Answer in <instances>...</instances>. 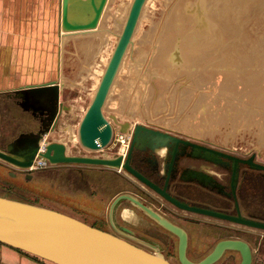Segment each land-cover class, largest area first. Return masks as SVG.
<instances>
[{"label":"rangeland","instance_id":"obj_1","mask_svg":"<svg viewBox=\"0 0 264 264\" xmlns=\"http://www.w3.org/2000/svg\"><path fill=\"white\" fill-rule=\"evenodd\" d=\"M101 1L95 0V4ZM171 1L175 0H147L104 106L105 116L114 124L113 140L108 147L93 151L80 144L79 125L133 0H105L96 26L74 32H66L63 27L64 0H10V27L18 25L26 43L52 45L26 50L19 65L11 62L7 88L52 80L65 84L61 101L67 109L44 142L62 140L70 153L78 155L126 154L131 130L121 133L112 118L116 116L120 123L129 121L131 127L143 123L241 156L255 153L264 163V0H176L174 10ZM69 7L72 22L83 23L97 16L92 0H69ZM77 14L81 15L75 17ZM167 18L175 22L169 19V29L164 25L170 35V44L165 47L158 39ZM18 41L22 40L17 37L14 42ZM26 119L32 120L30 113L19 108L5 114L0 117L1 131L10 138L25 132L28 125L19 120ZM70 167H54L61 169L57 178L55 171L43 177L41 171L29 170L33 178L26 179L24 173L0 160V196L55 209L99 227L101 223L88 215L94 214L92 207L108 210L112 201L109 191L114 189L106 178L110 171L95 167L106 173L94 179L96 197L91 199L82 190L73 191L65 173ZM174 220L180 222L176 217ZM149 226L139 230L144 241L176 250L175 237L163 239L160 231L156 236L149 235ZM192 258L196 259L195 255ZM169 261L177 264L176 254Z\"/></svg>","mask_w":264,"mask_h":264},{"label":"water","instance_id":"obj_2","mask_svg":"<svg viewBox=\"0 0 264 264\" xmlns=\"http://www.w3.org/2000/svg\"><path fill=\"white\" fill-rule=\"evenodd\" d=\"M146 2L147 0H133L94 97L80 122L79 142L88 150L104 149L113 140L114 124L105 116L104 106L132 43ZM104 3L105 0L96 5L95 0H92L97 16L87 22L78 23L70 20L69 0H64L63 27L65 31L74 32L95 27ZM63 86V82L52 80L39 84H27L6 93V96L14 99L23 110L32 112L34 117L40 120L41 126L37 131L20 132L15 139L7 144L5 149H0V160L27 172L33 167L37 158L44 159L51 165H94L123 170L179 208L264 229V222L244 217L241 214L231 216L215 209L191 206L167 191L169 180L174 175L178 160L182 157H189L212 163L230 171V188L235 192L243 166L264 170V164L254 160L255 153L245 159L204 142L174 134L167 129L155 128L143 123H137L131 127L129 121L120 123L116 116H112L114 122L120 126L121 133L131 130V140L126 158L123 154L115 157L72 154L63 141L44 142L45 136L56 129L62 111L67 109V106L61 101ZM160 149L167 151L164 176L167 182L164 188L131 165L136 151H149L154 156L153 159L156 160L155 153ZM11 174L15 175L14 172ZM31 177L32 175H29L28 178ZM181 178L186 181L197 180L204 187H213L218 190L225 188L216 178L201 170L188 171V173H183ZM122 198H128L131 202L137 203L159 224L179 237V259L182 264H213L221 258L226 250L237 249L243 255L241 264H251L252 257L249 246L236 240H223L200 262L191 261L186 255L187 232L182 227L126 194L119 196L113 202L112 209ZM0 243L53 264H172L159 254L151 253L118 235L70 214L4 196H0Z\"/></svg>","mask_w":264,"mask_h":264},{"label":"flooded vegetation","instance_id":"obj_3","mask_svg":"<svg viewBox=\"0 0 264 264\" xmlns=\"http://www.w3.org/2000/svg\"><path fill=\"white\" fill-rule=\"evenodd\" d=\"M13 101L15 103L14 99ZM14 103L13 105L9 104L6 98H0L1 111L17 112L18 108H21ZM29 113L32 120L29 121L26 119L27 121H19L21 124L28 125L26 127L24 126L28 128V131H37L41 126V122L34 117L32 112ZM18 135L19 133L13 139ZM7 144L1 149H5ZM166 152V149H160L155 153L156 160H154V156L151 152L136 151L131 165L161 188H164L167 182L164 177L167 157ZM123 155L126 158L127 152ZM235 155L247 159L253 154L249 156ZM254 160L259 162L256 155ZM69 165L71 167L67 169L65 173L68 183L70 182V184L73 185V191L82 190L85 194L87 193L86 195H88L89 198L95 199L96 194L93 191L95 186L92 183L95 178L99 179L102 176L105 177L106 172L96 170V166L94 165ZM57 166L58 165H51L39 169V171H55V175L58 177L61 174V169L54 168ZM105 168L110 171L107 172L106 178L114 188L112 191H109L112 193L111 204L108 210H105L104 207L100 209L92 207L90 211L94 214L88 215L94 219V222L101 223L98 225L99 228L118 235L147 251L150 250L149 252L151 253H160L168 261L170 257L172 258L174 254H176V259L178 260L177 264H182L179 259V237L159 224V222L148 215L145 210L139 207L137 203L131 202L128 198H122L112 209L113 202L119 196L126 194L139 200L143 205L160 216L167 218L172 223L182 227L187 232L188 245L186 255L191 261L200 262L223 240H236L246 243L249 246L252 257L251 264H264V229L179 208L166 200L154 189L143 184L127 172L109 167ZM191 170H201L212 175L223 184L225 188L218 190L213 187H204L197 180H182L181 175ZM18 171L24 173L26 179H29V175H32V173L24 170L18 169ZM173 173L174 175L171 176L169 180L167 191L180 201L186 202L191 206L195 205L201 208L215 209L231 216H239V214H241L244 217L264 222V170H255L248 166H243L235 192L230 188L231 172L203 160L182 157L178 160L176 169ZM16 174L17 173H15V175ZM31 178H33V175ZM171 217H176L180 222ZM129 218L130 220H127ZM126 221L129 223H126ZM186 224L191 225V229H189ZM91 225L96 226L95 224ZM146 225L152 226L146 229V233L149 235L156 236L158 235L156 232L160 231L163 234V239L171 240L172 237H175L177 240L176 250L173 252L164 247L160 248L156 244H153V242L144 241L139 230H144ZM159 240L161 241L162 239ZM192 245L193 248H191ZM192 254L193 256L195 255L196 259L192 258ZM242 260L243 255L240 250H226L221 258L213 264H241ZM171 263L175 264L173 262Z\"/></svg>","mask_w":264,"mask_h":264},{"label":"crops","instance_id":"obj_4","mask_svg":"<svg viewBox=\"0 0 264 264\" xmlns=\"http://www.w3.org/2000/svg\"><path fill=\"white\" fill-rule=\"evenodd\" d=\"M10 20H11L10 0H0V98H6L9 101V104L13 105L14 103L13 99H10L6 96V93L8 91L17 88V87L7 88L6 86V84L11 82V78H10L11 62L13 63L15 62L14 64L17 63V65H19L20 61L24 60L25 57L24 52L26 50H42L43 47L47 49V47H51L50 45L52 44L50 43L44 44L38 42L26 43L25 38L23 37L24 31L21 30L18 25L14 27H10ZM11 36H13V38ZM17 37L18 40H22V41L14 42L17 39ZM11 39H13V41H11ZM43 82H49V81H43ZM43 82H39V83H43ZM58 82L61 83L62 81H58ZM39 83H35V84H39ZM64 86L62 88L61 97L63 94ZM61 100L63 99L61 98ZM10 113L11 112H3L0 109V117L1 116L4 117L5 114H10ZM26 131H28V129H26ZM14 137L15 135L12 138H10V135L6 136L5 133L1 131V123H0V144H3V146L5 147V145L9 143ZM3 146L0 148H3ZM0 262L2 264H41L40 261L33 259L32 256L26 254L25 252H21L15 248H11L3 244H0Z\"/></svg>","mask_w":264,"mask_h":264},{"label":"bare ground","instance_id":"obj_5","mask_svg":"<svg viewBox=\"0 0 264 264\" xmlns=\"http://www.w3.org/2000/svg\"><path fill=\"white\" fill-rule=\"evenodd\" d=\"M183 1V0H182ZM172 3L171 4H169V5H171V10L173 9L174 10V8H176V5L178 4H175V2H176V0L175 1H171ZM184 3V2H183ZM145 7H146V5H145ZM169 11V10H168ZM170 12H172V11H170ZM174 12V11H173ZM172 12V13H173ZM176 12V11H175ZM84 13H86V12H84ZM169 14V13H168ZM167 14V15H168ZM81 14H77V16H75V17H79ZM174 15V14H173ZM173 15H170V16H172V19H174L173 18ZM176 15V14H175ZM167 17V16H166ZM176 18V17H175ZM171 20V22H173L172 21V19L171 18H167L166 20H165V22L163 23V25H162V27H163V29H162V32L160 33V35H159V39L158 40H161L160 42L161 43H163V45H165V47H167V45L168 44H170V35L166 32V28L168 27V23H169V21ZM170 22V23H171ZM175 22V21H174ZM167 24V25H166ZM164 25H165V27L166 28H164ZM171 24H169V26H170ZM171 28H172V25H171ZM167 29H169V27L167 28ZM169 31H171V30H169ZM175 32H173V34H174ZM171 34V33H170ZM143 35V33L140 35V37H139V39L136 37V39H137V41L138 40H140V38L142 39V36ZM146 35H148L149 36V34L147 33ZM83 36V35H82ZM144 36V35H143ZM88 37V36H87ZM84 38V37H83ZM175 38V37H174ZM85 39V38H84ZM143 39H145L144 37H143ZM149 39V37H147V39L146 40H148ZM146 40L144 41V42H142V43H146ZM163 41V42H162ZM87 42V41H86ZM141 42V41H140ZM83 43V42H82ZM75 44H77V43H75ZM85 44V43H84ZM141 45V44H140ZM143 45V44H142ZM170 46V45H169ZM64 47V46H63ZM141 47V46H140ZM64 49V48H63ZM140 49V48H139ZM169 49V48H168ZM170 50V49H169ZM65 51V50H64ZM127 52H128V50H127ZM127 54V53H126ZM126 56V55H125ZM159 59V58H158ZM158 59H157V61H158ZM160 60V59H159ZM156 62V61H155ZM154 62V63H155ZM158 62H160V61H158ZM158 62H156V63H158ZM155 63V64H156ZM163 63H164V61H163ZM162 63V64H163ZM160 64H161V62H160ZM163 66H164V64H163ZM130 236V235H129ZM159 255H161L160 253H159ZM162 256V255H161Z\"/></svg>","mask_w":264,"mask_h":264},{"label":"built area","instance_id":"obj_6","mask_svg":"<svg viewBox=\"0 0 264 264\" xmlns=\"http://www.w3.org/2000/svg\"><path fill=\"white\" fill-rule=\"evenodd\" d=\"M49 166H51V164L48 161L41 159V158H37L33 167L30 170H33V169L39 170V169L46 168Z\"/></svg>","mask_w":264,"mask_h":264},{"label":"trees","instance_id":"obj_7","mask_svg":"<svg viewBox=\"0 0 264 264\" xmlns=\"http://www.w3.org/2000/svg\"><path fill=\"white\" fill-rule=\"evenodd\" d=\"M46 173H51V171L50 170H47V171H44V172H40V175L42 174V176L44 177V175L46 174ZM46 176V175H45ZM54 176H55V174H54ZM57 177V176H56ZM76 191H78V190H76ZM1 244V243H0ZM4 245V244H3ZM5 246H7V245H5ZM9 247V246H8ZM12 248V247H11ZM16 249V248H15ZM18 250V249H17ZM19 251H21V252H24V251H22V250H19ZM26 254H28V255H30V256H32V257H34V258H36L37 260H39V259H41V258H39V257H37V256H34V255H32V254H29V253H27V252H25ZM43 260V259H42ZM44 261H46V260H44ZM47 262H49V261H47ZM49 263H51V262H49ZM53 264V263H52Z\"/></svg>","mask_w":264,"mask_h":264}]
</instances>
